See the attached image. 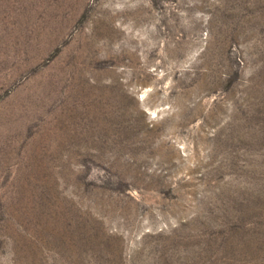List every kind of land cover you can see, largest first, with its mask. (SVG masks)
Returning <instances> with one entry per match:
<instances>
[{
  "label": "rangeland",
  "instance_id": "1",
  "mask_svg": "<svg viewBox=\"0 0 264 264\" xmlns=\"http://www.w3.org/2000/svg\"><path fill=\"white\" fill-rule=\"evenodd\" d=\"M0 264H264V0H0Z\"/></svg>",
  "mask_w": 264,
  "mask_h": 264
}]
</instances>
